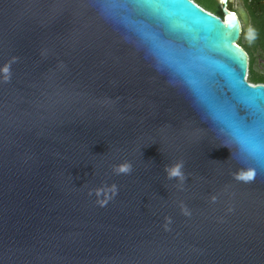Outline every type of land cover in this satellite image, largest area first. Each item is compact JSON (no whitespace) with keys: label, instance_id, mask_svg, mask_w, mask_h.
Instances as JSON below:
<instances>
[{"label":"water","instance_id":"1","mask_svg":"<svg viewBox=\"0 0 264 264\" xmlns=\"http://www.w3.org/2000/svg\"><path fill=\"white\" fill-rule=\"evenodd\" d=\"M168 11L0 0V264H264V145L181 71L197 52L211 92L233 98L224 73L264 90L238 44L249 13Z\"/></svg>","mask_w":264,"mask_h":264},{"label":"snow or ice","instance_id":"2","mask_svg":"<svg viewBox=\"0 0 264 264\" xmlns=\"http://www.w3.org/2000/svg\"><path fill=\"white\" fill-rule=\"evenodd\" d=\"M182 2L183 0H127L132 7L147 10L150 15L157 17L170 15L168 10L181 6ZM162 40V36L155 37L154 43L159 44ZM191 40L195 47L196 37L193 36ZM210 64L205 56L189 51L185 62L181 65V71L184 72L201 102L232 134L241 136L242 143L249 148H254L258 141L264 145V90H252L237 81L233 74L224 73L232 84L234 95L232 99L222 94L217 95L205 87V84L214 79V73L206 67ZM216 67L221 70V66ZM237 105H243L249 110V114L254 117L251 124L239 116Z\"/></svg>","mask_w":264,"mask_h":264},{"label":"trees","instance_id":"3","mask_svg":"<svg viewBox=\"0 0 264 264\" xmlns=\"http://www.w3.org/2000/svg\"><path fill=\"white\" fill-rule=\"evenodd\" d=\"M198 1H196L197 4L207 11L213 14H221L219 6L217 9H214L209 4L204 3V1L201 0V3ZM244 3L250 15L254 36L250 42L244 43V36L241 34L238 44L246 50L249 56L248 72L250 83L264 84V73L254 68L255 52L260 51L264 56V0H244Z\"/></svg>","mask_w":264,"mask_h":264},{"label":"rangeland","instance_id":"4","mask_svg":"<svg viewBox=\"0 0 264 264\" xmlns=\"http://www.w3.org/2000/svg\"><path fill=\"white\" fill-rule=\"evenodd\" d=\"M194 1L196 2L198 0H194ZM202 1H204V3L209 4L214 9L218 8L216 1L214 0H202ZM198 2L201 3V0H199ZM234 8H236V5L234 6ZM242 29H243L242 35L244 36V43L250 42V40L254 36V29H253L252 23L249 22V27H245L244 23H242ZM254 68L258 69V71H260L261 73H264V56L260 51L255 52ZM248 80H249V76H248Z\"/></svg>","mask_w":264,"mask_h":264},{"label":"flooded vegetation","instance_id":"5","mask_svg":"<svg viewBox=\"0 0 264 264\" xmlns=\"http://www.w3.org/2000/svg\"><path fill=\"white\" fill-rule=\"evenodd\" d=\"M194 1V0H193ZM214 1H216V4H217V6H219V8H220V10H221V14H218V13H216V14H214V15H216V16H218L219 18H221V19H223V17H224V14H223V11H222V8H223V6H225L229 11H231V12H235L237 15H238V17H239V19L241 20V18H240V14H239V8H240V0H227V2L226 3H224L223 2V0H214ZM195 2V1H194ZM196 3V2H195ZM242 3H243V5H244V7H245V9L247 10V8H246V6H245V3H244V0H242ZM197 4V3H196ZM197 5H199V4H197ZM236 5V8H234V6ZM200 6V5H199ZM200 7H202V6H200ZM203 8V7H202ZM204 9V8H203ZM206 10V9H205ZM247 12H248V10H247ZM249 13V12H248ZM250 16V15H249ZM250 22H251V20H250Z\"/></svg>","mask_w":264,"mask_h":264},{"label":"clouds","instance_id":"6","mask_svg":"<svg viewBox=\"0 0 264 264\" xmlns=\"http://www.w3.org/2000/svg\"><path fill=\"white\" fill-rule=\"evenodd\" d=\"M181 167H182V164L177 163L175 165L170 166L167 169V171L169 172L170 175H173V176L179 175V171ZM129 170H130V166H120L114 169V171H116L117 174H120L121 172H124V171H129Z\"/></svg>","mask_w":264,"mask_h":264}]
</instances>
